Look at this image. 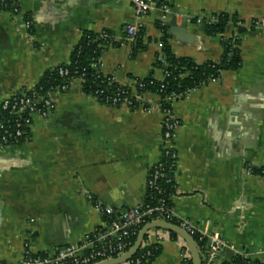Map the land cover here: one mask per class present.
<instances>
[{
    "label": "crops",
    "instance_id": "0c3cea01",
    "mask_svg": "<svg viewBox=\"0 0 264 264\" xmlns=\"http://www.w3.org/2000/svg\"><path fill=\"white\" fill-rule=\"evenodd\" d=\"M165 6L172 15L163 24L156 6L142 19L146 50L135 57L126 33L135 21L128 0H22L17 12H0V103L68 64L85 32L111 34L101 71L132 87L135 79H162L155 67L159 24L167 27L172 54L198 65L218 62L222 38L246 28L241 68L172 105L181 121L172 203L176 218L255 254L264 250V177L249 168H264V28L252 22L264 19V0H165ZM219 13L237 19L222 36L208 37L202 24L184 20ZM159 100L145 94L135 110L108 108L74 81L51 117H32L28 142L0 150V264L22 263L26 245L34 255H54L101 227L87 196L118 213L143 204L161 156ZM170 234L162 235L152 264H183L184 242ZM228 260L226 253L216 264Z\"/></svg>",
    "mask_w": 264,
    "mask_h": 264
},
{
    "label": "trees",
    "instance_id": "16d2710c",
    "mask_svg": "<svg viewBox=\"0 0 264 264\" xmlns=\"http://www.w3.org/2000/svg\"><path fill=\"white\" fill-rule=\"evenodd\" d=\"M153 2L158 8L165 6V0H153ZM6 3H8L6 6L0 4V12L13 13L16 10V5L9 4V2ZM230 21L237 22V19L229 17L224 13L204 18L202 25L205 35L208 37L222 36ZM158 26L163 33V37L161 39V54L156 61L155 67L162 72L161 80H156L152 76L142 80L135 79L133 80L132 87L116 83L112 77L103 74L101 68H99L101 55L113 44L111 34L106 31L100 34L85 32L73 49L69 63L46 72L35 88L36 93L44 95L63 86L68 87L67 91H69L72 83L79 81L84 94L94 97L101 105L108 108H119L123 102L127 101L131 104L128 108L135 110L141 105L137 97H142L145 94H154L160 99L158 104L160 111L168 112L172 111V104L176 101L184 99L189 93L218 80L222 73L236 72L242 66L239 46L241 36L247 32L246 28H239L236 36L230 39L222 38V56L218 62H208L198 65L192 59L175 57L168 44L170 35L168 34L167 27L161 24ZM143 33V28H141L132 41V57L146 50V45L143 43ZM59 69H65L69 74L61 77ZM169 99H173V101ZM18 118L23 120L26 118V115L22 114ZM7 119V113L2 112L0 107V121H6ZM26 139H30V136H24L16 144L17 146L12 147H20L29 141ZM160 152V159L154 166L159 174V178L156 180L155 188H146L141 211L155 208L161 204L166 211L173 210L172 200L177 196L174 181L175 160L164 155L162 146L160 147ZM249 171L252 175L264 177V168H249ZM118 216V212L110 217L103 216L102 221L112 222L117 220ZM156 216L159 215L157 214ZM162 216L165 217V215ZM178 222L176 218L170 220V223L175 226L179 225ZM170 235L173 239H177L175 234L171 233ZM192 238L203 262L206 241L205 239L200 240L198 234H195ZM135 239V236L129 237L128 243L133 246ZM146 252H150L151 256L146 257ZM159 253V246L144 250L140 249L132 258V261L141 259L142 264H149L154 261ZM239 263L236 259H230L223 264ZM187 264L192 263L189 261ZM250 264L260 263L252 262Z\"/></svg>",
    "mask_w": 264,
    "mask_h": 264
},
{
    "label": "built area",
    "instance_id": "2783aa9c",
    "mask_svg": "<svg viewBox=\"0 0 264 264\" xmlns=\"http://www.w3.org/2000/svg\"><path fill=\"white\" fill-rule=\"evenodd\" d=\"M128 1L131 3L135 14V21L126 28L127 40L131 42L142 28V19L155 8V3L153 0ZM6 2L16 5V10L13 11L15 13L17 12V6L22 0H0V4L4 6L8 4ZM160 9L162 11L161 23L163 24L172 13L167 6H162ZM184 20L186 23L203 24L204 18L198 17L192 19L191 17H185ZM26 27H30L29 22H26ZM252 27L264 28V19L253 21ZM99 68H101L100 60ZM68 74L67 70L59 69V75L61 77L67 76ZM35 88L36 87L22 92L21 94L14 95L0 103L1 111L6 112L8 115L6 121H0V150L14 148L12 146H17L16 144H18L21 138L24 136L29 137L32 117L40 116L44 119L51 117L56 109L58 98L62 94L68 92V87L63 86L61 88H56L54 91L47 92L44 95H38ZM137 99L139 102L141 101V97H137ZM169 100L173 101V99ZM114 102H116V100H114ZM130 105L131 104L127 101L122 103V106L129 107ZM146 111L150 113L152 108H148ZM22 114L26 115V118L23 120L18 118V116ZM161 114L162 134L160 141L164 150L163 153L170 159L175 160L174 164L176 165L177 153L175 151V139L177 131L181 126V121L174 114L173 110L161 112ZM10 141L13 143L11 144ZM154 166L151 168L148 176L147 187L149 188H155L156 180L159 178V174ZM87 199L93 204L101 217H110L117 213L112 208L102 206L91 196H87ZM142 206L143 204L125 212H120L117 220L103 222L102 226L96 229L92 234L86 236L80 242L64 246L54 255H34L31 253L29 246L26 245L24 258L20 264H98L100 262L119 258L126 254L132 247V245L128 243V238L131 236L137 237L144 226L152 222H165L171 224L170 220L176 218L173 210L166 211L162 204L155 208H148L145 211H141ZM157 214L159 216H156ZM162 215H165V217ZM176 219L179 221L178 227L185 230L191 237L198 234L200 240L205 239V253L202 264H216L228 251L233 252L232 259L238 260L240 262L239 264H250L252 262L264 264V250H260L255 254H250L244 250H237L232 244L226 242L220 236L206 234L191 222L178 218ZM165 233H167V231L163 229L149 230L146 233L140 249L144 250L146 248L158 247V243ZM181 252L183 264H187V262L191 261L185 244H183ZM145 256L150 257L151 253L146 252ZM126 264H142V260H130ZM149 264H152V262Z\"/></svg>",
    "mask_w": 264,
    "mask_h": 264
},
{
    "label": "water",
    "instance_id": "95a60500",
    "mask_svg": "<svg viewBox=\"0 0 264 264\" xmlns=\"http://www.w3.org/2000/svg\"><path fill=\"white\" fill-rule=\"evenodd\" d=\"M151 229H163L169 233H173L176 236H178L184 242L189 252L191 263L192 264H202L201 257L198 253V250L196 248L193 238L185 230L181 229L180 227L169 224V223H165V222H152V223L147 224L140 230V232L138 233L135 239L133 246L126 254H124L123 256L119 258L107 260L104 262H100L98 264H126L127 262L132 260V258L137 254V252L139 251L143 243L146 233ZM227 257L229 260L232 259L233 252L228 251Z\"/></svg>",
    "mask_w": 264,
    "mask_h": 264
}]
</instances>
